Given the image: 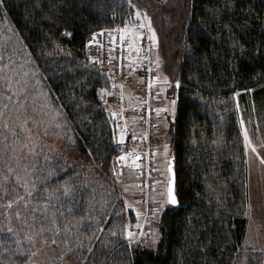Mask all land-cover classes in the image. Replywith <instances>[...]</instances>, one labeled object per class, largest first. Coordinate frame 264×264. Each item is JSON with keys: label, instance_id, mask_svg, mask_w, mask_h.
Masks as SVG:
<instances>
[{"label": "trees", "instance_id": "obj_1", "mask_svg": "<svg viewBox=\"0 0 264 264\" xmlns=\"http://www.w3.org/2000/svg\"><path fill=\"white\" fill-rule=\"evenodd\" d=\"M135 2L140 5L138 0H0V17L14 29L65 125L53 130L64 149L46 159L43 154L31 169L39 173L38 186L75 189L68 197L59 194L73 210L60 209L61 232L55 236L40 232L49 221L39 215L33 220L22 208L20 218L0 215V225L17 228L23 245L21 255L15 238L0 232V264H33L39 249L25 239L28 232L47 242L45 264L238 263L248 196L233 92L264 90V0H163L159 8L167 12L166 27L146 12L158 48L155 75L166 77V97H175L168 129L178 203L161 211L153 247L124 238L126 215L134 217L113 180L120 143L100 97L111 79L107 67L85 53L96 30L132 19ZM6 169L0 166V203L5 188L8 198L25 195L12 183V173L3 180ZM44 198L37 193L33 202Z\"/></svg>", "mask_w": 264, "mask_h": 264}, {"label": "rangeland", "instance_id": "obj_2", "mask_svg": "<svg viewBox=\"0 0 264 264\" xmlns=\"http://www.w3.org/2000/svg\"><path fill=\"white\" fill-rule=\"evenodd\" d=\"M138 1L140 5L135 2L136 8L130 21L120 27L108 29L122 36L120 30L127 26L130 29L128 34L130 38L132 36V40H135L137 36L134 33L142 32L143 35L138 36L140 38L147 36L154 44L156 40L152 39L153 30L148 26L149 16L145 17L144 13L148 12L147 10L151 11L154 13V20L166 27L164 20H167V12L159 8L163 0ZM137 9L141 12L140 17L136 16ZM142 24L143 27H141ZM128 34L123 36L126 42ZM156 44L157 42L154 48L156 54L153 55L154 60L159 56ZM105 71L110 76L111 85L100 92V97L111 114V119L116 122V132L122 136L124 126L132 129L128 123H136V133L143 134V125L137 113L133 112V107H136L138 103L140 76L137 69L133 64H130V72L125 79L118 78L110 68H105ZM164 79H166L165 76L156 73L157 82ZM8 83L13 86L12 89L7 87ZM253 90L255 89H248V94ZM236 93L237 91L233 92V95ZM9 96L11 99H8ZM235 98L233 96L234 102ZM245 100L244 96V106L240 108L241 120L239 116L238 120L244 148L245 144L252 148L255 145H262L261 141H264L262 134L264 131V105H261L264 102L260 104L256 101L251 113L245 105ZM166 106L164 120L160 123L161 129L157 128V114L153 118L155 130L150 138L148 150L140 158H134L131 163L118 165L116 174L112 172L114 182L119 185V196L134 217L133 220H129L126 215L127 218L123 223L124 238L128 242H139L150 247H153L158 239L156 221L161 211L170 205L167 201L169 180L167 165L170 159L168 126L174 117L175 100L173 97L167 98ZM0 109H2V114H0V166L13 169L12 175L15 183L11 182L17 184L16 175L25 176L28 169L35 168L37 158L39 159L45 154L46 159L47 155L64 149V145L60 146L55 139L57 134L53 130L62 129L65 125L60 110L50 103L43 80L26 50L18 41L14 29L4 17H0ZM241 125L244 131L241 129ZM245 133H247V139ZM157 134H159L158 138ZM33 146L35 150L28 151ZM139 149L140 146L135 148L136 151ZM146 157L155 159L153 164L143 167L141 161ZM248 171V199L245 208L247 228L237 264H264V171L257 168L256 164ZM9 175L11 174L8 172L7 180L3 179L6 183L10 180ZM147 209L150 211L146 212ZM129 231L133 234L131 237L127 235ZM28 235L33 237L31 242L38 244L39 249L35 254L33 264H45L48 259L45 246L48 245L47 242L36 239L31 232H28Z\"/></svg>", "mask_w": 264, "mask_h": 264}, {"label": "built area", "instance_id": "obj_3", "mask_svg": "<svg viewBox=\"0 0 264 264\" xmlns=\"http://www.w3.org/2000/svg\"><path fill=\"white\" fill-rule=\"evenodd\" d=\"M94 33L96 35L92 34L85 46L86 56L90 60L110 68L111 72L120 79L126 78L130 72V64H133L140 76L136 113L143 125L144 133L138 135L136 131L124 127L120 150L113 157V172L116 174L118 165L131 163L134 158H140L148 150L150 138L155 130L153 118L156 110L153 105V96L156 81L155 62L152 57L153 45L147 36H142L138 41L139 51L131 53L120 34L113 33L108 28H101ZM133 141L136 142L132 143ZM137 146H140L138 151L135 150ZM154 159L146 157L141 161V165L150 166ZM148 211L150 210L147 209L146 212Z\"/></svg>", "mask_w": 264, "mask_h": 264}, {"label": "snow or ice", "instance_id": "obj_4", "mask_svg": "<svg viewBox=\"0 0 264 264\" xmlns=\"http://www.w3.org/2000/svg\"><path fill=\"white\" fill-rule=\"evenodd\" d=\"M129 3H131V0H129ZM136 16L137 17L141 16V12L139 9H137L136 11ZM144 16L145 17L147 16L146 12L144 13ZM143 26L144 25L142 24L141 27ZM148 26L150 27V18H149ZM120 31L122 33V38H123L124 35L128 34L130 29H128L126 26L124 29ZM68 34L70 35V33ZM134 34L143 35L142 32L134 33ZM93 35L96 34L93 33ZM152 39L153 40L156 39L154 30H153ZM137 51H139V49H137ZM176 83L177 85L180 84L179 81H177ZM7 87L9 89L13 88V86L10 83L7 84ZM13 91H15V89H13ZM8 99H11V96H9ZM0 114H2V109H0ZM113 115H116V113H113ZM245 137L247 139V133H245ZM121 139H123V134L121 136ZM34 150H35L34 146L33 148L28 149V151H34ZM7 171L11 174L13 172V169L8 168ZM4 179L7 180V177H5ZM15 179L17 185L23 187L25 195L24 196L17 195L14 199H11L8 198V196L6 195L7 189L6 188L3 189L5 195L2 198L3 202L0 203V207H3L5 209V212L0 213V215H8L10 219L11 215L14 214L17 218H20L22 216V211H21L22 208L23 211L25 212H31L33 220H35L39 215L41 218L49 221L50 224L49 227L46 228L44 225H41L40 227L41 233L45 231H50L53 233L54 236L56 234H59L61 232V229L57 226V214L59 213V215L63 217L64 213L60 211L61 208H63L69 214H71L73 210V205L71 203H69L67 207H65L63 201L59 199V194L62 192L65 197H68L75 191V189H73L70 184L61 185L58 189H48V188H43L42 186H38V185H42L41 178L37 177L32 169H28L25 176L16 175ZM37 193L45 194V198L43 200L35 201L34 203L33 197ZM169 195L171 202L175 204L177 201L175 199V196L171 194V189H169ZM54 201L56 202L55 204L53 203ZM56 204H59L60 207L57 208ZM17 205H19V207ZM26 223L27 220L22 221V224H26ZM67 230L68 229H65V231ZM0 232L8 234L10 238H15L14 243L16 245V251L21 253L22 255L23 253L21 252V249L23 245L21 243V239L19 238V230L10 225L9 226L0 225ZM127 235L131 237L133 234L131 231H129ZM25 239L31 242L33 240V237L28 236L25 237ZM52 243L53 244L56 243L55 239L52 240ZM2 244L3 241H0V245ZM4 251H8V249L5 248Z\"/></svg>", "mask_w": 264, "mask_h": 264}, {"label": "crops", "instance_id": "obj_5", "mask_svg": "<svg viewBox=\"0 0 264 264\" xmlns=\"http://www.w3.org/2000/svg\"><path fill=\"white\" fill-rule=\"evenodd\" d=\"M125 37H127V36H125ZM139 38H140V36L137 35L135 37V40H132V36L130 38L129 34H128V38H126V39L128 42L127 44L129 46L130 52L136 51ZM153 45L155 48V44H153ZM153 50H154V54H153V52H152V54L155 56L156 55L155 49H153ZM133 78H135V77H133ZM165 84H166L165 80L157 82L156 92H155V96H154V104H155L156 112H157L156 120H157L158 130L161 129L160 123H162L164 120L165 109L167 108V106H166V102H167L166 96L167 95H166V90L164 87ZM247 91L246 92L245 91H237V93L233 95L236 97L235 102H236V107H237L239 119L241 117L240 108H241V106H244V102H243L244 96L246 98L245 105L248 108V111L249 112L251 111V113H252L253 106L255 105L256 101L259 102L260 104L264 102V90H258V91L253 90L251 92L249 91V94ZM173 98L175 100V97H173ZM261 105L263 106L264 104H261ZM135 108L136 107H133V112L136 113ZM128 124L133 130H135L137 128L136 123L135 124L134 123H128ZM241 129L244 131L242 125H241ZM262 134L264 135V131H262ZM158 137H159V134H157V138ZM120 139H121V135H119V138L117 136L118 143L120 142ZM245 143H246V140H245ZM261 143H262V145H255V147L253 146L252 148H250L251 146H249L248 144H245V160H246V169H247V182L249 179V171L248 170L250 168H252L254 164H256L257 168H260L264 171V141H261Z\"/></svg>", "mask_w": 264, "mask_h": 264}, {"label": "water", "instance_id": "obj_6", "mask_svg": "<svg viewBox=\"0 0 264 264\" xmlns=\"http://www.w3.org/2000/svg\"><path fill=\"white\" fill-rule=\"evenodd\" d=\"M167 169H168V173H169V180H168V183H167V201L171 205H177L178 201H177L176 194H175V189H174L175 173H174V169H173L172 159H169V162H168V165H167ZM169 189H171V194L175 196V199L177 201L175 204H173L171 202L170 195H169Z\"/></svg>", "mask_w": 264, "mask_h": 264}]
</instances>
